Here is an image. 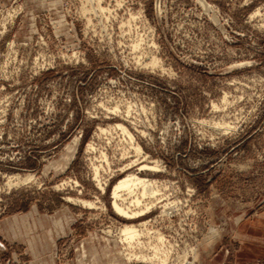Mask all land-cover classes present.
I'll list each match as a JSON object with an SVG mask.
<instances>
[{
	"label": "rangeland",
	"instance_id": "rangeland-1",
	"mask_svg": "<svg viewBox=\"0 0 264 264\" xmlns=\"http://www.w3.org/2000/svg\"><path fill=\"white\" fill-rule=\"evenodd\" d=\"M90 1L0 0V264H264V0Z\"/></svg>",
	"mask_w": 264,
	"mask_h": 264
},
{
	"label": "bare ground",
	"instance_id": "bare-ground-1",
	"mask_svg": "<svg viewBox=\"0 0 264 264\" xmlns=\"http://www.w3.org/2000/svg\"><path fill=\"white\" fill-rule=\"evenodd\" d=\"M92 1V0H91ZM90 1V2H91ZM118 1V0H117ZM89 2V1H88ZM87 3V2H86ZM98 3V2H97ZM119 1H118V6H119ZM84 6V4H83ZM90 6V5H89ZM98 6V5H97ZM88 8V7H87ZM93 8V7H92ZM81 9H83V11H87V10H84V8L82 7ZM94 9V8H93ZM103 9L100 7V10ZM107 10V9H105ZM110 11V10H109ZM108 11V12H109ZM89 12V11H87ZM85 13V12H84ZM83 13V14H84ZM131 14V13H130ZM84 17V16H83ZM112 17V16H111ZM131 17V16H130ZM107 19V17H106ZM128 19V18H127ZM106 22V21H105ZM125 24V23H124ZM94 25V24H93ZM122 25V23H121ZM3 33V32H2ZM138 43V42H137ZM115 109V108H114ZM116 127H118L121 132H123L125 135L128 136V139H129V142L130 144L132 145V148L134 149V152L135 154L139 155L141 153V148L139 145L137 144H134L133 143V137L132 135L130 134V132L127 130V128L121 124V123H118L116 125ZM102 132H106L105 129H100ZM88 148L90 150L94 149L92 143H89L88 144ZM102 156L104 158H106V154L105 153H102ZM138 159H134L133 161H131L130 163H128V165L126 166H129L131 167V164H138ZM124 166L123 168H121V171L124 169L127 170V167ZM128 167V168H129ZM155 167L156 165H149L147 163H142L140 164L136 170L137 172H134V173H127L125 174L123 177H120L119 180H117L112 189H111V197H112V205L113 208L118 212L120 213L121 215H123V217L127 218V219H133L135 217H137L138 215H140V212L142 213L143 211V207H144V210H146L148 208V206H151L150 204H152L151 207H153V203L152 201H148L146 203H144L143 201H140L139 198L141 197H138L136 194L139 192L141 196H149V197H153L155 195V191L153 190V183L155 182L153 179H150V178H146V177H142V176H139L140 174H138V172H142V171H157L155 170ZM98 170L95 168L94 169V178L98 179ZM120 171V170H119ZM98 184L100 185V187L102 188L103 190V184L100 183V180L98 179ZM74 186V185H73ZM124 193L126 194H131V193H136V194H133L134 195V199H132L131 201H125L124 199L126 198V196L124 195ZM124 195L125 198H123L122 196ZM136 195V196H135ZM139 195V196H140ZM127 199V198H126ZM72 200V199H71ZM120 200V201H119ZM76 201V199H75ZM83 203H87L88 205H91L92 203L91 202H85L83 201ZM144 203V204H142ZM150 203V204H149ZM170 203V202H169ZM86 204V205H87ZM171 204V203H170ZM84 206V205H83ZM92 206V205H91ZM168 204L165 203L163 205V207L165 208H168L167 207ZM172 206V204H171ZM133 207V208H132ZM150 208V207H149ZM171 209V208H170ZM114 210V211H115ZM163 213H164V210H162ZM162 213V214H163ZM167 213V212H166ZM164 213V214H166ZM161 220V219H160ZM146 222H141V223H138L137 225H145ZM138 226H136L135 224H124L122 229H121V237L123 238V241H125V243H127V245H130L132 244H138V245H141L142 242L140 241V236H142V229L141 228H138ZM147 227V226H146ZM143 228V227H142ZM145 229V228H144ZM147 230V229H146ZM146 230L143 232L147 233ZM148 231V230H147ZM150 231V230H149ZM157 231V230H155ZM154 231V232H155ZM151 232V231H150ZM153 232V233H154ZM148 234V233H147ZM146 234V235H147ZM145 235V234H144ZM152 235V234H151ZM155 235V234H154ZM118 236V235H117ZM149 236V235H148ZM158 240H161L162 239V235L159 233V232H156V236H155ZM154 238V237H153ZM148 240V239H147ZM151 243V242H150ZM132 244V245H133ZM146 244V243H145ZM152 244V249H153V253H152V256H154L155 258L158 257L161 259V261L164 263L165 261V257H161V247H159L158 245H153ZM147 245V244H146ZM137 246V245H136ZM134 248V247H133ZM144 249V248H142ZM132 250V249H131ZM139 250V249H138ZM126 251V250H124ZM129 252V251H128ZM163 252V251H162ZM134 255V256H133ZM131 256L133 257H136V258H139L142 260H146V258H148V256L144 253H139V254H133ZM151 256V257H152ZM150 257V258H151ZM153 258V257H152ZM153 261V260H152Z\"/></svg>",
	"mask_w": 264,
	"mask_h": 264
}]
</instances>
